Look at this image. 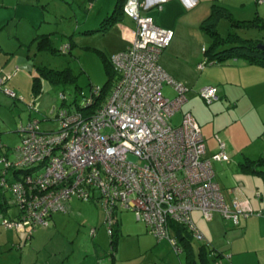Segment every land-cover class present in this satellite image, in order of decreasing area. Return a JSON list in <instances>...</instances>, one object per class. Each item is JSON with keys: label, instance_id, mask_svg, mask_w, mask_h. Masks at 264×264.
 I'll list each match as a JSON object with an SVG mask.
<instances>
[{"label": "built area", "instance_id": "2783aa9c", "mask_svg": "<svg viewBox=\"0 0 264 264\" xmlns=\"http://www.w3.org/2000/svg\"><path fill=\"white\" fill-rule=\"evenodd\" d=\"M149 8L140 0L125 5L124 12L136 27L132 45L111 57L118 80L107 101L92 114L59 109L56 131H45L40 121H31L22 129L15 160L5 155L0 160L5 164L1 187L12 191L20 208L17 219L2 217L5 229L32 236L50 226L53 214L67 213L73 200L96 201L106 212L109 235L119 213L133 212L158 241H168L179 254L174 225L205 241L194 212H201L206 221L220 214L235 226L243 218L264 217L248 200L227 199L216 182L213 163L230 162L222 140L219 151L208 157L202 128L191 113L183 115L178 127L172 126L171 119L187 103L190 89L160 65L174 33L144 15ZM70 47L63 46L62 53ZM11 78L0 73V89ZM166 85L174 89L173 99L165 96ZM200 96L212 104L217 89L203 88Z\"/></svg>", "mask_w": 264, "mask_h": 264}, {"label": "rangeland", "instance_id": "374dc122", "mask_svg": "<svg viewBox=\"0 0 264 264\" xmlns=\"http://www.w3.org/2000/svg\"><path fill=\"white\" fill-rule=\"evenodd\" d=\"M263 2L264 0H212L209 2L210 13L204 18L200 19L202 17L200 12L194 10L181 16L178 20L180 51L177 54L179 60L177 65L180 70L184 63L191 61L199 53L202 55L200 63H205L203 47L209 48L213 40L203 32L201 25L211 14L214 3L229 9L236 20L252 21L257 16L264 18ZM116 3L117 0H0V72L12 75V78L0 89V137L6 149V151L0 149V160L5 154L9 160H15L14 152L21 144L22 129L31 121H40L45 131H56L59 128L55 119L56 112H53L62 107L63 93L66 94L68 109L77 111L76 103L83 104L84 97L90 96L92 87H103L106 84L108 76L102 54L111 59L113 50L118 45L110 34L86 35L85 32L98 28L106 17L100 14L102 12L111 14ZM206 4L204 3V8ZM153 17L156 18V15ZM127 23H131V20L127 19ZM217 28L223 37L233 33L245 39L264 41V31L235 27L227 18L221 19ZM44 34H51L57 51H39L40 37ZM68 44L72 45L71 53H62L61 48ZM30 63H33L32 72L24 69ZM40 66L59 71L70 69L76 77L75 83L53 85L42 80V93L35 99L33 81ZM209 68L210 65L205 66V69ZM200 72L196 73L197 79L203 75V72ZM194 87L200 94L201 88ZM4 89L16 93L17 98L6 94ZM164 93L169 98L176 96L174 89L168 85L164 87ZM198 98L200 102L197 112L207 117L210 116L211 111L217 113V107L213 104L208 105L200 95ZM222 104L225 110L218 115H211L212 123L201 122L208 143L213 147L217 146L214 136L216 134L226 144L230 142L234 146L244 148L247 153L254 151L255 157H260L264 153V149L261 150L264 146L263 113L246 110L241 111L240 116H236L234 111L226 109L229 104L225 100ZM191 107L190 103L185 104L183 109L171 119L172 126L178 127L183 115ZM224 127L226 133L230 131L228 140L219 132ZM241 161L242 159L238 162L234 160L229 166L232 167L231 170L215 163L217 178L221 181L229 177L231 181L234 178V171H242L239 167ZM4 167L5 164L0 163V172ZM10 177L11 174L8 179ZM230 185L233 184L226 186L231 187ZM6 196L10 208L7 214H0V264L5 261L11 263L14 258L20 256L23 257L25 264H37V261L45 263L48 259L51 262L55 254L58 255L57 259H62L65 264H186L187 262L186 252L178 254L167 241L159 242L149 232L145 223L137 221L135 213L126 211L117 215L120 221V236L116 258L113 259L104 208L99 203L77 199L71 202L67 213L54 214L50 228L40 229L35 235L37 239L34 242L33 238L25 239L27 242H21V246L16 248L14 241L19 237L18 231L5 229L1 223L3 216L7 219H17L20 208L16 205L11 191H6ZM219 216L224 219L220 214H216V220ZM193 219L199 228L214 224V221L204 220L200 213L193 214ZM93 229H96V236H92ZM8 241L10 243H7ZM193 241L198 251L202 242L194 238ZM159 243L161 245L156 248ZM10 252L13 253L9 255Z\"/></svg>", "mask_w": 264, "mask_h": 264}, {"label": "crops", "instance_id": "0c3cea01", "mask_svg": "<svg viewBox=\"0 0 264 264\" xmlns=\"http://www.w3.org/2000/svg\"><path fill=\"white\" fill-rule=\"evenodd\" d=\"M140 1L150 6L148 10H143L144 15L151 17L157 26L171 30L174 33L171 44L161 55L160 65L172 78L181 82L190 89V91L187 93L188 101L186 104L190 103L192 107L190 110L186 111V113H191L200 124V126L201 122L212 123L211 115H218L220 113H223V110H225L222 104L225 100V102L229 104L228 108L226 109L234 111L236 113V116H240L239 113L241 111L251 110L261 114L263 113V117H261L264 118L263 67L250 65L245 61H230L222 65H210L209 69L204 68V70H200L199 65L203 64L202 62L200 63V61L202 60V55L200 53L197 54L191 61L184 63V66L181 67L182 70H180V67L177 65V63H179L177 54L180 51V33L178 29L179 18L193 10L200 12V15L202 16L200 17V19L204 18L207 14L210 13L209 2H211L212 0ZM204 3H207L205 8L203 7ZM158 4L162 6L161 10L158 9ZM107 14L109 15L110 13L102 12L100 16L105 17L108 16ZM154 15H156V18L153 17ZM127 19L131 20V23H127ZM135 27V22L131 18L126 17L124 22L117 24L108 33H105V35L110 34L111 37H113V41H115V43H117L118 45L113 50L111 57L115 54L125 51L132 45V40L134 37L132 32ZM49 35L51 36V34ZM70 46L72 47L71 44ZM203 49H207V47H203ZM1 51H3L2 48ZM206 66L208 67L209 65ZM199 71L203 72V75L202 77H199V79H197L196 73ZM192 73H194V76H192ZM194 86H196V88L200 87L201 89L206 87H213L217 89V102L215 103V100L212 103L213 106L217 107V113H215V111H211L210 116L207 117L197 112V108L200 102L198 96L200 94L197 89L195 90ZM236 121L237 119H235L234 122ZM212 129L216 130L215 128ZM225 131L226 130L224 127L221 128L219 132L221 133V136L225 137L228 140L230 137V131L228 133H226ZM214 136L215 140L217 141V146L215 147L211 146V144L208 143V140L204 136L208 157L215 155L219 151V140H221V138L216 134ZM263 149L264 146H262L261 150ZM226 152L230 157V162H214L213 166L216 163L218 165H223L222 167H224L225 169L228 168L229 170H231L232 167L229 166L234 160L238 162L242 159V161L239 163V167H241V164L246 160H258L259 158H261V156H264V153H262L260 157L256 158L254 155V151L251 153H247L244 148L234 146L230 142L226 144ZM236 171L233 172L234 178H232L231 181H229V177H226L225 180L221 179V181L219 180V178H217V176L215 177L216 182L221 186L227 199L231 200L234 197H238L239 199L248 200L256 213L264 212V179L240 170ZM231 183L233 184L232 186L230 185L231 187L226 186ZM238 186L241 187L239 191L238 189H236L238 188ZM231 190H233L234 192H232ZM195 213H200V215L203 217L201 212H194L193 214ZM215 216L216 214L211 220L214 221V224L210 225L209 227L204 226L199 228L194 221L197 228L205 236V242H202V245L209 244V247L211 249L216 250V252L223 253L224 257L222 264H264V217L254 215L248 218H243L240 225L235 226L230 221L222 219L220 216L217 218L218 220H216ZM40 229L44 230L47 228ZM40 229L37 230L33 236L28 235L27 232H18L19 237L15 239L14 246L18 248V246H21V242L24 241V243H26L27 239L33 238L34 242L37 239L35 238V235L38 231H40ZM7 243H10V241H8ZM160 245L161 244L159 243L155 247L157 248ZM12 253L13 252H10L9 255H11ZM57 257L58 255L55 254L51 262L50 259H48L45 260V263L44 261L42 263H39V261H37L36 263L65 264L63 263L62 259L58 260ZM113 257V259L116 258L115 256ZM3 264L25 263L23 257L20 256L19 258H14L13 262L11 263L9 261H5Z\"/></svg>", "mask_w": 264, "mask_h": 264}, {"label": "trees", "instance_id": "16d2710c", "mask_svg": "<svg viewBox=\"0 0 264 264\" xmlns=\"http://www.w3.org/2000/svg\"><path fill=\"white\" fill-rule=\"evenodd\" d=\"M127 1L128 0H117V3L112 13L106 16L102 20L99 27L96 29L87 30L85 34L86 35H91L94 33L105 34L108 33L117 24L124 22L125 18L127 17L124 12V8ZM224 18L230 20L233 26L235 27H245L248 29L256 28L259 29L260 31H264V18L257 16L252 21L236 20L235 18H233V14L229 9L225 7H221L216 3H214L212 6L211 14L207 19H205L202 22L201 25V29L203 30V32L209 35L213 40L212 45L204 50V55L206 57L207 65H222L230 61H245L250 65H256L264 68V49L260 47V45L262 44L264 45V41L259 39H245L243 37H240L238 34H233V33H230L227 37H223L220 34L217 25L218 22ZM40 38L41 39L38 45L39 51H48V50L57 51L53 45L52 38L49 34L42 35ZM71 50L72 47L69 50L70 53ZM102 58L108 76L106 84L103 87H97V88L92 87L90 96L84 97L83 104L79 105L76 103L75 100L77 109L79 111H85L87 114L94 113L99 107H101L107 101L116 81L118 80V74L111 63V59H108L103 54H102ZM36 72H37V76L34 77V81H33V92L35 99H37L42 93V80H46L47 82L53 85L71 84V83L73 84L75 83L76 80V77L73 75L70 69L59 71L48 68L46 66H40ZM62 95L64 96V98L62 99L63 103L60 109L68 108L66 94L63 93ZM15 98H17V94ZM90 98H92V100L91 102L88 103V99ZM58 111L59 110L55 109L54 113L56 112L57 114ZM0 149L2 151H6L4 146L0 147ZM5 156L7 155L5 154ZM241 168L242 171L245 173L253 174L264 179V156H261V158H259L258 160H246L241 164ZM2 171L3 170H1L0 172V214H7L10 206H9L8 198L6 196V191H8V189H4L1 187ZM91 202L98 203L96 201H91ZM53 215L50 217V221ZM119 223L120 221L117 219V222L113 229V233L112 235H110L113 256H115L119 246V236H120ZM48 228H50V226ZM173 229L175 230L174 233L178 246L181 247V249H183V252L187 253L186 264H222L224 257L223 253L216 252V250L211 249L209 247L210 246L209 244L201 245L200 249L197 251L193 244L194 243L193 236L188 231L187 228L179 225H174ZM95 234L96 232L94 234L92 233V236H95ZM164 241H159V242H164Z\"/></svg>", "mask_w": 264, "mask_h": 264}, {"label": "water", "instance_id": "95a60500", "mask_svg": "<svg viewBox=\"0 0 264 264\" xmlns=\"http://www.w3.org/2000/svg\"><path fill=\"white\" fill-rule=\"evenodd\" d=\"M261 48L264 49V45H260ZM25 70L32 72L33 71V63H30L29 66H27L26 68H24ZM54 113V112H53Z\"/></svg>", "mask_w": 264, "mask_h": 264}]
</instances>
